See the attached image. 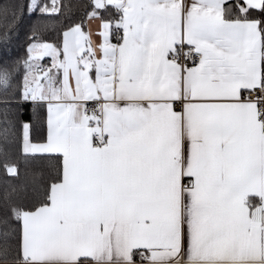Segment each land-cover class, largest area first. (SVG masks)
Here are the masks:
<instances>
[{"label":"snow or ice","instance_id":"snow-or-ice-1","mask_svg":"<svg viewBox=\"0 0 264 264\" xmlns=\"http://www.w3.org/2000/svg\"><path fill=\"white\" fill-rule=\"evenodd\" d=\"M21 164L0 264H264V0H0Z\"/></svg>","mask_w":264,"mask_h":264},{"label":"trees","instance_id":"trees-1","mask_svg":"<svg viewBox=\"0 0 264 264\" xmlns=\"http://www.w3.org/2000/svg\"><path fill=\"white\" fill-rule=\"evenodd\" d=\"M232 2L233 0L229 1L228 3H232ZM22 39H23V36L21 34V37L17 41V43L22 41ZM30 179H31V175H30L29 169L27 166L23 164H21V167H20L19 178L16 180L5 179V174L2 171H0V203L3 202L6 196L12 195L11 189L14 185H21Z\"/></svg>","mask_w":264,"mask_h":264},{"label":"crops","instance_id":"crops-1","mask_svg":"<svg viewBox=\"0 0 264 264\" xmlns=\"http://www.w3.org/2000/svg\"><path fill=\"white\" fill-rule=\"evenodd\" d=\"M229 1H231V0H227V2H229Z\"/></svg>","mask_w":264,"mask_h":264}]
</instances>
